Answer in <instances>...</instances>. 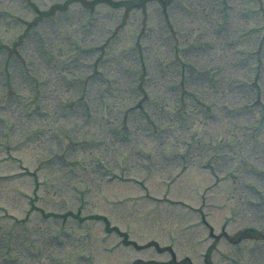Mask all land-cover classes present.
<instances>
[{
    "label": "rangeland",
    "instance_id": "obj_1",
    "mask_svg": "<svg viewBox=\"0 0 264 264\" xmlns=\"http://www.w3.org/2000/svg\"><path fill=\"white\" fill-rule=\"evenodd\" d=\"M64 1L0 0V264H167L120 230L176 261L264 264V236L231 238L264 233V0L72 1L31 24Z\"/></svg>",
    "mask_w": 264,
    "mask_h": 264
},
{
    "label": "trees",
    "instance_id": "obj_2",
    "mask_svg": "<svg viewBox=\"0 0 264 264\" xmlns=\"http://www.w3.org/2000/svg\"><path fill=\"white\" fill-rule=\"evenodd\" d=\"M82 1H83V3H85L88 6H93L98 2H107L113 6H126L127 8H131L133 6L141 5L143 2V0H127V1H119V2H115L112 0H91L89 2L84 1V0H82ZM161 2L164 3L163 0H161ZM43 13H45V12H43ZM242 233H245V231Z\"/></svg>",
    "mask_w": 264,
    "mask_h": 264
}]
</instances>
